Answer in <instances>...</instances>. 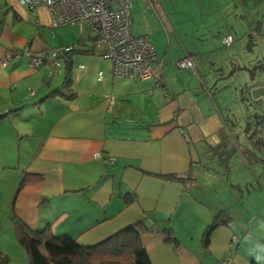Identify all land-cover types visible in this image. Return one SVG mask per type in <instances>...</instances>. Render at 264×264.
Masks as SVG:
<instances>
[{
	"label": "crops",
	"instance_id": "obj_1",
	"mask_svg": "<svg viewBox=\"0 0 264 264\" xmlns=\"http://www.w3.org/2000/svg\"><path fill=\"white\" fill-rule=\"evenodd\" d=\"M153 1H132L131 31L151 39L167 95L83 49L59 70L0 65V210L84 247L141 225L152 264H264V27H212L227 0H199L197 27L181 18L195 0ZM60 28L44 6L0 0V62L77 41ZM218 36L256 56L225 58ZM188 56L200 78L178 68Z\"/></svg>",
	"mask_w": 264,
	"mask_h": 264
},
{
	"label": "built area",
	"instance_id": "obj_2",
	"mask_svg": "<svg viewBox=\"0 0 264 264\" xmlns=\"http://www.w3.org/2000/svg\"><path fill=\"white\" fill-rule=\"evenodd\" d=\"M20 4L31 10L37 6L46 7L53 28L76 26L78 42L76 45L52 48L42 53H33L29 49L15 50L2 58V67H8L12 62L26 57L35 69L49 66L59 70L62 59L83 49L90 54L97 52L109 62L113 77L135 81L154 80L156 87L162 89V94H168L161 79L163 62L158 59L151 39L132 34V0H20ZM233 42L232 36L223 39L226 47L233 45ZM177 66L192 71L200 78L190 56L179 61ZM96 158L102 160L101 155ZM114 161L113 158L107 160L109 164ZM238 241V237H233L230 246L233 247Z\"/></svg>",
	"mask_w": 264,
	"mask_h": 264
},
{
	"label": "trees",
	"instance_id": "obj_3",
	"mask_svg": "<svg viewBox=\"0 0 264 264\" xmlns=\"http://www.w3.org/2000/svg\"><path fill=\"white\" fill-rule=\"evenodd\" d=\"M221 225L222 220L216 219L208 228L206 245ZM141 232V225H137L98 246L84 247L76 239L54 236L48 228L34 232L21 224L17 227L18 242L29 256V264H152L140 240ZM9 262V257L0 252V264Z\"/></svg>",
	"mask_w": 264,
	"mask_h": 264
},
{
	"label": "rangeland",
	"instance_id": "obj_4",
	"mask_svg": "<svg viewBox=\"0 0 264 264\" xmlns=\"http://www.w3.org/2000/svg\"><path fill=\"white\" fill-rule=\"evenodd\" d=\"M146 1L152 4L154 3L153 0H146ZM192 3L194 8L192 10L191 15H187V16L181 15L182 17L181 16L180 17L186 19V23L192 22L188 27H197L203 14H201L200 12L201 8L200 7L198 8L199 0L192 1ZM223 6H224L223 9H217L215 13H212V24H213L212 27H246L247 22H244L245 21L244 17L242 18V20L240 19L241 15H244L246 18L249 17L248 22L251 26L254 25L258 26V24H260L263 25L264 27V0H242V5L238 3L237 0H230V1L227 0L224 2ZM131 14H132V10H131ZM190 16H193L194 18ZM132 19H133L132 27H138L139 21L136 22V18L133 15H132ZM218 20L219 22L214 25V23L217 22ZM165 26L169 27V21H166ZM63 27L65 28H60V30L66 33L64 34V36L68 41L77 40L75 43L66 46H72L76 44L78 42V28L76 26H71V25L63 26ZM218 38L220 39L219 40L220 46L223 47L222 48L223 56L225 58H229L231 54L235 52L237 53L233 54L232 58H240V59L248 60L250 59V57L256 56V53L251 54V50L249 48L238 49L235 47L233 49L234 44L230 47H225L222 45L223 37L218 36ZM230 49H232L231 50L233 51L232 53L228 52V50ZM229 84H231V81H229ZM229 90L230 88H226V91ZM11 197L12 196H8L7 201ZM4 208L8 210L9 208L8 203L7 205L3 206V208L0 210V250L1 247H3L4 250H6V252H9V254H11L10 257L14 260V263L12 264H25L24 262L22 263L21 261H17L18 256L14 251L16 250L18 252L19 250L22 249V247L19 245L18 237L15 233L17 232L16 225H19L21 223H17L13 216L10 217V215L6 211H4ZM258 227H261V225H259ZM22 251L24 253L23 256L25 255V257L29 262L26 252L24 250ZM5 255L7 254L5 253ZM7 256L9 257V255Z\"/></svg>",
	"mask_w": 264,
	"mask_h": 264
},
{
	"label": "flooded vegetation",
	"instance_id": "obj_5",
	"mask_svg": "<svg viewBox=\"0 0 264 264\" xmlns=\"http://www.w3.org/2000/svg\"><path fill=\"white\" fill-rule=\"evenodd\" d=\"M260 28L261 27L259 25V27L257 29L259 30ZM233 44H234V42H233ZM258 67H261L262 69H264V61H262Z\"/></svg>",
	"mask_w": 264,
	"mask_h": 264
}]
</instances>
